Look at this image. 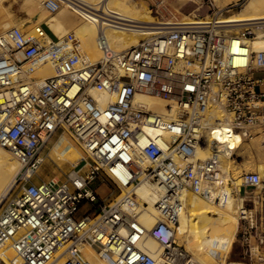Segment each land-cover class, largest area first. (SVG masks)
<instances>
[{
	"label": "built area",
	"instance_id": "built-area-1",
	"mask_svg": "<svg viewBox=\"0 0 264 264\" xmlns=\"http://www.w3.org/2000/svg\"><path fill=\"white\" fill-rule=\"evenodd\" d=\"M42 8L54 13L58 4ZM214 8L209 20H197L204 23L166 25L125 51L115 50L101 28L98 61L88 57L74 34L59 38L44 24L47 35L28 26L0 34V147L22 165L0 199V264H93L85 248L108 264H155L140 246L145 236L162 247L167 264H200L177 241L185 191L219 206L228 195L225 188L240 196L246 237V199L264 184V176L243 173L238 189L231 177L220 183L224 155L217 136L224 125L246 137L264 129V77H255L264 70V53L252 55L261 63L252 67L240 37H254L253 31L222 28L221 10ZM97 17L114 29L125 26L111 15ZM43 65L51 66L54 75L34 77ZM91 89L112 100L101 106ZM136 95H157L166 113L135 102ZM215 111L220 117L213 116ZM146 127L160 133L147 135ZM59 133L70 135L88 153L90 170L73 171L62 182L36 183L43 150ZM161 133L170 136L166 144ZM198 151L208 154L199 157ZM125 156L132 187L148 180L164 189L156 204L162 220L147 232L133 226L141 227L133 191L108 205L92 187L105 167ZM85 204L93 210L81 215ZM125 225L129 231L123 234Z\"/></svg>",
	"mask_w": 264,
	"mask_h": 264
},
{
	"label": "bare ground",
	"instance_id": "bare-ground-1",
	"mask_svg": "<svg viewBox=\"0 0 264 264\" xmlns=\"http://www.w3.org/2000/svg\"><path fill=\"white\" fill-rule=\"evenodd\" d=\"M184 1L181 0L180 4ZM50 2H59L61 4V7L58 8L59 10L55 15L47 14L46 9L42 8L43 5ZM23 8L25 10L34 8V12H30L34 14L38 8L42 10L34 31L37 30L39 33L47 35L40 27V24L44 22L52 33L59 38L65 37L70 33L74 34L83 43L86 48L85 50L88 51H86L87 54L89 53L88 57L92 61H98L101 57V53L97 47V35L101 28L105 30L112 47L117 48V51H125L135 44L131 40L128 32L149 37L166 25L204 23L197 20H188V18L181 21H152L148 19L144 10L137 9L131 4L130 0H24ZM68 8L82 14L87 21H71ZM220 8L222 9L224 6ZM260 9H264V0H248L242 12L236 16L219 19L218 21L222 28L231 30L248 28L254 31L255 38L242 36L240 37V41L249 50L247 62L257 69L261 66V63L253 59L252 55L257 53L256 55L259 56L264 53V12H256ZM98 13L111 15V17L123 22L125 26L121 29L108 27L107 24L103 23L102 19L97 17ZM10 26V21L4 25L5 28ZM252 64H255V66ZM52 75H54V71L49 65L38 67L33 72V76L41 78ZM90 95L97 99L101 106H106L112 100L111 95L96 89H91ZM135 102L143 104L157 113H166L165 103L157 95H136ZM213 116L220 117V112H213ZM144 131L150 136L160 133L148 127L144 128ZM166 134H160L163 135L165 144L170 138ZM247 138L250 137H246L243 133L231 129L229 125H224V130H221V133L217 136L219 140L218 148L221 154L224 155L222 157V171L218 174L220 183H225L230 177V170L235 167V162L231 158V155L232 153H236L240 141ZM54 149L57 158L64 163L71 162L72 164H77L83 158L81 152L64 136H61L56 142ZM245 150L246 153H244ZM245 150L243 152L244 155L247 153L249 155V148H245ZM207 154L206 151L197 152L199 157H204ZM248 158L250 159V155ZM128 163V158L125 156L124 160L117 161L105 167V171H108V176L114 183L120 186L124 193L128 190L133 191L137 199L134 212L135 216H139L141 223L139 224L141 227L139 225H133V222H129V224H132L138 229L143 228V231L147 232L162 220V215L156 208V204L161 199L164 189L159 183L148 180H142L137 186L132 187L133 174L131 166ZM141 164L144 167L147 165L146 162H141ZM21 166V161L15 154H10L6 149L0 147V199L11 188L14 177L21 169ZM257 171L261 174V177L264 176V163H260L257 166ZM263 188V183L257 186L258 190H262ZM228 190V188L223 190L228 195L224 198L221 206L211 204L196 195L192 194V196L188 191L184 192L186 204L180 212L177 238L186 241L190 252L192 251L193 255H195L194 258L199 256V254L204 255L206 258L204 262L202 261L204 264H225L230 245L233 243L238 231L240 224L239 209H241L242 199L237 194L229 193ZM211 213L217 216L213 217L210 215ZM128 226L125 225L121 229L123 234L128 233ZM140 246L153 257L155 264H167L162 258V247L153 238L145 236L141 240ZM85 253L93 264H108L107 261L100 259L92 248H87ZM217 260H220V263ZM54 264H63V260L57 261Z\"/></svg>",
	"mask_w": 264,
	"mask_h": 264
},
{
	"label": "rangeland",
	"instance_id": "rangeland-1",
	"mask_svg": "<svg viewBox=\"0 0 264 264\" xmlns=\"http://www.w3.org/2000/svg\"><path fill=\"white\" fill-rule=\"evenodd\" d=\"M180 1L181 0H130L131 4L137 9L144 10V13L147 14L148 19L152 21H181L187 18L188 20H209L212 16V12L215 10V8L210 4L208 0H185L182 4H180ZM216 1V5L218 7L216 8L218 10H221L219 12L220 19L236 16L237 14L242 12L244 7L248 3V0H241L240 2H238L235 8H231L230 6H228L221 9L220 7L224 5H222L220 1ZM211 2L213 3L212 0ZM23 3L24 0H0V34L5 33L6 31L14 27L23 28L28 26L29 30L31 29L34 31L36 29L35 26L38 24V20L41 15L40 13H42V10L38 8V10H35V14L30 13L32 11L34 12V8L25 10V8H23ZM55 3L58 4V8L61 7V4L59 2ZM58 10L59 9H57L54 14L49 13L47 10L46 12L47 14L55 15ZM256 12L263 13L264 9H260L259 11L257 10ZM68 13L70 14L69 16L71 17V21H87L82 14L73 11L71 8H68ZM9 21L11 22V26L5 28L4 25ZM42 24L45 23H41L40 27ZM237 31L238 30H236L235 32ZM128 34L131 40L135 42L134 45H136L141 39H144L146 37L134 32H128ZM255 37L256 35L251 38ZM113 48L115 50H118L115 47ZM252 65L255 66V64ZM255 77H264V73H257ZM61 136L66 137L67 140L70 141L73 146L81 152L83 158L77 164H72L71 162L64 163L57 158V154L54 148L56 142L60 139ZM245 148H249L250 159L252 158L251 160L248 158V153L244 155V153H246ZM7 152L13 154L8 150ZM236 153L238 158L236 157V160L234 161L235 167L230 170V177L233 182V187L239 186V184L237 183H239L240 176L243 173L256 172L257 166L260 163H264V129H256L252 132L250 138L240 141ZM41 157L43 158V162L33 178V181L36 183L40 181L52 180L56 182H62L68 178L69 174H71L73 171L78 170H81V174H87L90 170L89 165L92 164L88 153L67 133H59L52 140H50L44 148ZM86 163L88 164L87 166ZM107 172V170L105 172L101 171L100 175H98L92 182V187L97 191L100 199L99 201H104L105 204L109 205L112 204L118 197H120V195L124 191L120 188L119 185L114 183V181L108 176ZM252 192L254 193L248 196V198L246 199L248 212H252L250 214V220L247 222V235L246 237H243V234L241 232V226L243 225V222H241L239 224L236 237L233 243H231L230 245L225 264H264V188L262 190H258L255 188L252 190ZM192 194L193 193H191L190 195ZM91 210H93L91 205L85 204L82 207L80 214L83 215ZM97 212L98 210L96 211V213ZM210 215L213 217L217 216L214 213H211ZM136 220L138 223H140L138 215H136ZM177 241L183 246V248H185L191 258L195 257V255H193V252H190L186 241H182L179 238H177ZM86 250L87 248L84 249L85 252ZM194 259L200 263L202 261L204 262L206 258L204 255L199 254V256ZM217 261L218 263H220V260Z\"/></svg>",
	"mask_w": 264,
	"mask_h": 264
},
{
	"label": "crops",
	"instance_id": "crops-1",
	"mask_svg": "<svg viewBox=\"0 0 264 264\" xmlns=\"http://www.w3.org/2000/svg\"><path fill=\"white\" fill-rule=\"evenodd\" d=\"M213 1V5H214V7H217V1L216 0H212ZM218 1H220V3L222 4V5H224V8L225 7H228V6H230L231 8H235L236 7V5L238 4V2H240V1H235V0H218ZM229 1V2H228ZM218 8V7H217ZM198 10V9H197ZM44 26H46L45 24H44ZM47 27V26H46ZM52 33V32H51ZM53 34V33H52ZM260 73H264V70H261V72Z\"/></svg>",
	"mask_w": 264,
	"mask_h": 264
},
{
	"label": "trees",
	"instance_id": "trees-1",
	"mask_svg": "<svg viewBox=\"0 0 264 264\" xmlns=\"http://www.w3.org/2000/svg\"><path fill=\"white\" fill-rule=\"evenodd\" d=\"M45 29L49 34H52L48 27L45 26Z\"/></svg>",
	"mask_w": 264,
	"mask_h": 264
}]
</instances>
